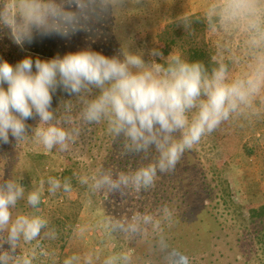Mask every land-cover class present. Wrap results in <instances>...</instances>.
<instances>
[{
    "label": "clouds",
    "instance_id": "1",
    "mask_svg": "<svg viewBox=\"0 0 264 264\" xmlns=\"http://www.w3.org/2000/svg\"><path fill=\"white\" fill-rule=\"evenodd\" d=\"M139 2V0H136ZM129 0H0V33H6L21 50L37 39L74 36L99 32L110 17L125 8ZM216 15L223 22L246 19L253 33L251 44L264 46V9L261 0H220L213 5L208 19ZM153 56L162 55L153 50ZM6 85V86H5ZM264 89V55L257 58L253 71L244 79L228 82L227 70L221 65L209 77L199 62L171 54L166 64L147 63L143 56L129 51L105 55L91 47L69 51L64 55L42 59L25 56L15 64L0 59V145L19 142L28 131L27 121L39 119L35 129L45 149L59 145L67 150L74 135L54 120V94L82 92L94 95L83 111V120L106 122L107 131L123 137L124 154H143L149 163L131 172H121L115 179L105 174L95 187L109 186L113 191L131 187L147 191L155 187L157 175L174 172L187 151L194 150L201 139L229 119L240 104L250 105L252 98ZM82 183H87L82 178ZM50 192L61 187L49 179ZM64 190H70L64 184ZM25 197L24 187L14 180L0 184V231L7 230L6 242L15 251L17 242L36 239L48 221L41 216L17 215L12 209ZM41 201L39 192L27 195V204L35 208ZM163 217L171 220L167 205ZM136 220V217H133ZM145 223L153 217L145 214ZM161 221L155 220L159 228ZM132 232L138 225L128 226ZM168 245L163 244V248ZM124 260H129L124 255ZM7 262L8 256H0ZM170 264H189V257L179 249L169 253ZM23 264H31L25 259ZM64 264H72L65 260ZM105 264H113L109 259Z\"/></svg>",
    "mask_w": 264,
    "mask_h": 264
},
{
    "label": "trees",
    "instance_id": "2",
    "mask_svg": "<svg viewBox=\"0 0 264 264\" xmlns=\"http://www.w3.org/2000/svg\"><path fill=\"white\" fill-rule=\"evenodd\" d=\"M141 1L142 4L152 3L149 0ZM114 19L116 20V16L110 17L99 26L98 33H80L71 40L58 37L37 39L33 44L25 45L23 50L6 33H0V59L15 64L29 55L34 59L37 56L48 59L85 47L109 56L120 55L122 49L124 50V43L121 45L114 41L119 36L117 30L120 27ZM139 21H133L136 28L139 27ZM207 28V19L199 14L181 15L166 24L160 38L165 46L181 54L183 59L201 63L210 77L212 71L221 65L229 71L226 61L231 47H218ZM131 38L141 46L135 36ZM142 50L140 55L151 64V54L148 50ZM128 51L136 53L135 49L128 48ZM167 59H160L158 63L166 64ZM96 94V90L73 95H67L63 91L54 94V120L50 123L58 124L74 135L75 142L68 141V145L74 150L62 151L57 145L51 150L43 148L35 157L36 164L43 159L40 167L44 171L49 169L47 162L63 158L60 165H51L55 167L50 172H55L58 177L66 174L70 177L67 182L70 190H64L61 195L62 201L71 209L73 207L72 213L66 218L46 202L40 201L35 208L27 204V195L30 192H41L43 195L38 188L30 189L33 183L41 179L39 170L32 166L22 177H18L13 168H0V178L4 177L3 181L14 180L25 189V197L17 202L16 211H22V215L28 212L32 216H41L48 221L36 238L40 247H45L49 252L58 248L64 249L73 237V228L82 220V210L87 208L90 215L94 214L92 224H97L96 221L99 223L100 231L95 234L99 243L104 245L113 241L115 245H120L116 238L120 233L118 228L123 227V232L127 235L125 243L136 249L133 256L140 250L141 257L149 264H170L169 253L172 249H179L189 257V263H193L197 253L209 243L211 234L214 235L218 230L219 234L226 230L236 233L246 243L244 246L248 250L245 248V253H250L251 246L257 264H264V189L258 192L251 189L260 185L257 178L264 180V114L238 107L227 121L205 136L210 137V148L216 151L202 153L196 145L194 150L184 154L174 172L158 173L155 187L140 192L131 187L113 191L107 185L95 187V181L105 174L115 179L119 173L131 172L150 161L145 160L143 154H124L123 137L110 135L106 122L88 124L83 120L87 102ZM27 124L26 134L30 139L34 137L32 131L42 124L38 118L27 121ZM22 141L23 139L19 142L13 141L11 144L18 147ZM4 147L0 145V151ZM82 178H86L87 183H82ZM232 179L246 182L243 198H239V193L232 189ZM70 192L76 193L75 199L69 198ZM165 205L173 213L171 220L163 217L162 208ZM66 206L64 203L63 207L67 211ZM221 208L223 211H220ZM225 211L230 218L224 216ZM145 214L151 215L153 221L145 223ZM133 217H136L137 225L144 227L141 235L132 232L128 227L131 225L129 220ZM157 219L161 221L159 228L154 227ZM131 233H135L134 236ZM165 243L168 245L166 249L163 248ZM15 253L17 252L10 246L0 250V256L6 254L8 258ZM0 264L12 263L8 259L7 262L0 260Z\"/></svg>",
    "mask_w": 264,
    "mask_h": 264
},
{
    "label": "rangeland",
    "instance_id": "3",
    "mask_svg": "<svg viewBox=\"0 0 264 264\" xmlns=\"http://www.w3.org/2000/svg\"><path fill=\"white\" fill-rule=\"evenodd\" d=\"M152 3L146 4L145 2L139 0H129L127 6L120 10L116 15L117 26H120L118 31L119 36L114 40L119 42L121 45L124 43V50L128 51V48L132 50L135 49L137 54L142 53V49L149 51L151 54L153 63H158L160 59L168 58L171 54H174L170 47L165 46L162 42L160 35L163 32L166 24L174 17L187 15V14H199V16L207 19L208 31L210 37L216 42V44L221 45L222 48L229 45L230 51L227 53V60L229 71L227 72L228 82H232L236 79H244L249 75L257 63V58L264 55V46L259 48L253 47L251 44V38L253 33L248 27V22L246 19L233 20L230 22H221L218 16L214 15L209 21L208 13L213 5H218L220 0H149ZM137 5V6H136ZM261 7L264 9V0H261ZM135 14V15H133ZM140 20V21H139ZM133 21H139V27L136 28ZM135 36L140 42L139 46L131 38ZM156 50L162 55L153 56L152 52ZM239 108L246 109L249 111H257L264 114V89L257 95H255L250 105L240 104ZM44 127L43 125H39ZM35 128V129H37ZM34 135L33 138L28 139L27 134L23 139L22 143L19 146L15 144H5L3 150L0 151V168L1 166H7L9 169L15 170L22 177V174L27 172L32 166L36 170H39L38 173L41 174V179L37 183H33V188H38L42 190L41 202H46L51 208L57 210L65 218L68 214L72 213L73 207L62 201V193L64 192V184L70 180L69 175L66 174L62 177H58L55 172L51 173L50 171L55 167L51 165H60V161L54 155V158L57 160H50L49 169L44 171L40 165L42 160H38L40 163H37L35 159L36 153L43 150V145L40 141V138L36 135L35 130L32 131ZM31 134V135H32ZM210 137H203L198 144V148L202 153H211L216 151L210 148L209 143ZM69 144V143H68ZM71 144V143H70ZM45 150V149H44ZM73 151L74 149L71 145H68L67 151ZM30 152V153H29ZM44 152V151H42ZM77 153H80L76 150ZM31 156H29V154ZM46 154V153H45ZM71 155V154H70ZM51 173V174H50ZM53 178L60 181L61 187L56 189L54 192H50L49 179ZM4 177L0 178V184L5 182ZM260 180V185L251 187L252 191L258 192L260 189H264V180ZM232 189L235 192L239 193V198H243L245 190V181L241 179H232ZM41 193V192H39ZM70 199L76 198L75 192L69 193ZM257 202L256 200L254 201ZM65 206L67 211L65 210ZM88 206V205H87ZM86 207V205H84ZM220 211H223L221 208ZM22 215V211L17 212L16 208L12 209L13 219L18 214ZM23 215H30L26 212ZM230 215L225 211L224 216ZM223 216V219L225 218ZM94 214L90 215L89 209L82 210L81 218L82 220L77 223L76 227L73 228V237L69 239L66 247L64 249H56L53 252H49L45 247H40L37 239L32 241H24L21 238L17 242L15 253L13 256L9 257V262L12 264H23V261L27 258L31 261V264H64L65 260L71 259L72 264H105L110 258L113 259V264H122L121 261H124L123 264H149L148 261L145 262V259L140 253V250L134 254L133 252L136 249H133L125 243L127 235L124 234L123 227L118 228L120 232L117 235V240L120 241V245H115L113 241H109L106 244L102 245L99 243L95 237L96 232L100 231L97 224H92V218ZM130 224L136 223L135 220H129ZM137 234L141 235L144 227L138 225ZM129 232V231H128ZM135 232V233H136ZM224 231L222 234H219V230L215 232L214 235L211 234V239L209 243L203 247V250L197 253L195 261L189 264H257L258 261L255 258V252L249 251L245 253L246 248L244 246V241L239 238L236 233ZM134 233V234H135ZM134 236L133 233H131ZM7 230L0 231V250L3 247L9 246L6 242ZM240 239V241H237ZM246 244V243H245ZM246 248V249H245ZM116 249V251H115ZM132 254V255H129ZM246 254V255H245ZM124 255L130 257L129 260H124ZM159 264H166L165 262Z\"/></svg>",
    "mask_w": 264,
    "mask_h": 264
}]
</instances>
